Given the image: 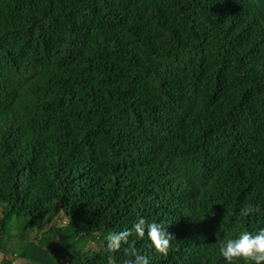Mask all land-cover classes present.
<instances>
[{
	"label": "trees",
	"instance_id": "16d2710c",
	"mask_svg": "<svg viewBox=\"0 0 264 264\" xmlns=\"http://www.w3.org/2000/svg\"><path fill=\"white\" fill-rule=\"evenodd\" d=\"M139 218L150 264L264 228V0H0V264H107Z\"/></svg>",
	"mask_w": 264,
	"mask_h": 264
},
{
	"label": "clouds",
	"instance_id": "9594fccd",
	"mask_svg": "<svg viewBox=\"0 0 264 264\" xmlns=\"http://www.w3.org/2000/svg\"><path fill=\"white\" fill-rule=\"evenodd\" d=\"M259 207L246 205L240 210V215L247 217L253 213H258ZM147 238L151 242L155 252L161 255H168L173 241L176 240L174 234L168 231L167 225L149 222L144 218H139L133 223L131 228H126L118 232H112L106 239V247L109 255L107 264H116L115 257L111 254L123 251L129 259L125 264H150V258L141 253L135 246L133 237ZM220 252L228 261L243 260L245 264H264V228L256 233L241 232L236 238H230L221 242Z\"/></svg>",
	"mask_w": 264,
	"mask_h": 264
},
{
	"label": "rangeland",
	"instance_id": "374dc122",
	"mask_svg": "<svg viewBox=\"0 0 264 264\" xmlns=\"http://www.w3.org/2000/svg\"><path fill=\"white\" fill-rule=\"evenodd\" d=\"M55 222V221H54ZM56 223L59 225V226H64L65 223H66V220L65 219H58L56 220ZM3 255L0 253V260L2 259ZM8 258V256H5ZM13 264H21V262L19 260H16L13 262Z\"/></svg>",
	"mask_w": 264,
	"mask_h": 264
}]
</instances>
